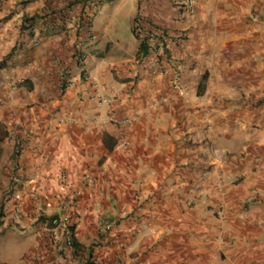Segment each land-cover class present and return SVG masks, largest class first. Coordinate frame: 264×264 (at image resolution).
<instances>
[{"label": "crops", "instance_id": "1", "mask_svg": "<svg viewBox=\"0 0 264 264\" xmlns=\"http://www.w3.org/2000/svg\"><path fill=\"white\" fill-rule=\"evenodd\" d=\"M66 1L0 0V242L27 250L0 263L264 264V0H130L136 49L103 0L84 74ZM142 13L179 81L139 56ZM66 212L73 248L49 221Z\"/></svg>", "mask_w": 264, "mask_h": 264}, {"label": "clouds", "instance_id": "2", "mask_svg": "<svg viewBox=\"0 0 264 264\" xmlns=\"http://www.w3.org/2000/svg\"><path fill=\"white\" fill-rule=\"evenodd\" d=\"M82 1L83 0H67L66 3H65V6H64V8L66 10V15H65V13L62 14L64 16V18H62V20L65 21V26L68 25V26L74 28L75 31H76V37L77 38H78V35H79V33H78L77 30L83 31V32H84V30H86V26H85L84 21H83V16L80 17V18H76V19L71 20L69 18L70 17L69 14L71 13L70 11H72V6L74 4L75 3H80ZM86 1L87 0H84L85 5L82 8L83 9V14H84V11H85L84 10L85 9V6L88 5V3ZM148 1L149 0H143V2H144V9H146V6L148 5ZM101 3L103 4V0H102ZM102 4H101V6H102ZM188 4H190L191 6L193 5L191 2L188 3ZM101 6L95 11V17L99 13V11L101 9ZM189 13L192 14V10ZM152 19H154V17L151 18L148 14L146 15V13L145 14L142 13L140 15V17L137 18L136 21H135V24H134V27H136V30L135 31H136V33H138L141 36V38H140L141 39V42H142V40H145L146 41L147 49H148V54H146V55H143L142 53L140 54V50H139V56L140 55L141 56L150 55V58H152L154 62L159 63L160 65H162V63L160 62V60L163 59V58H164L163 59L164 62H168V63L175 62L176 63L175 59L172 58V52H171V47H170V43L171 42L169 41L170 40L169 38L172 37L171 31L169 29L166 30V28H163V27H160V26H157V25H156L155 28H152V29H149L148 28V30H146L147 26H146V28H144L146 22H148L147 25H150L149 23H152L153 22ZM80 21H81V23H80ZM92 24H93V20H92ZM151 25H155V24H151ZM134 27H133V31H134ZM143 29H145V30H143ZM187 33H188V31H182L180 33H176L173 42H175L178 45H182V43H183L182 41L189 38L188 35H187ZM94 34H95V38L86 46V49H85L87 57H88V53H89L88 52V48L91 47V46H93L95 44V42H96V32H95V28H94ZM35 35H36V32L34 33L33 36H35ZM86 35H87V31H86ZM39 41H40L39 38L36 37L35 42L36 43L37 42L39 43ZM74 47H76V43H75V46ZM7 55H10V53L7 54ZM75 55H76V58H77L79 64L81 65V68H82L81 72H82V74H84L85 66L88 65V62L84 64L83 62H81L79 60V57L77 55L76 48H75ZM163 60H162V62H163ZM5 61H6V58L3 59L2 62L5 64ZM174 66H176V69L178 70V72H176V77L178 78V81H179L180 76H181V68H180L181 64H177L176 63V64H174ZM67 76H70V75L66 74L65 77H67ZM65 77L63 79V87H64V83L66 82V78ZM70 78H72V77H70ZM95 83L96 82L93 81V83H92L93 87H94ZM102 85H105V84H102ZM174 86L175 87L178 86V82ZM103 93L105 94L104 90H103ZM105 95H107V96H113L114 94H109V95L108 94H105ZM114 96L117 97V95H114ZM5 209H6V207H4V204L0 205V218H2L5 215V213H4ZM67 213L68 212L62 213V214H58L57 216H53V217H51L49 219V221H50V224L53 225V227L55 228L54 224H52V220L54 218L61 217V216L62 217L63 216H67L68 217V222H69L68 225H69V227H70V229L72 230V233H73V245L70 248H73L74 247V243H75V224H73V222H71L72 218Z\"/></svg>", "mask_w": 264, "mask_h": 264}, {"label": "built area", "instance_id": "3", "mask_svg": "<svg viewBox=\"0 0 264 264\" xmlns=\"http://www.w3.org/2000/svg\"><path fill=\"white\" fill-rule=\"evenodd\" d=\"M87 6H85V11L83 14V21L86 26V30L78 31L79 35L76 41V51L79 57V60L84 64L87 63L89 57L86 55V46L95 38L94 34V26L92 24V20L95 17V11L101 6L102 0H87ZM87 31V35H86ZM66 82L64 85L66 87H73L76 85V81L70 78V76L65 77ZM106 88L105 85L101 83H95L93 94L90 96V99L96 103V107L98 110H101L103 107H111L117 102L116 96H107L103 93V90ZM100 116V114H99ZM52 224H54L57 231H60L63 237L66 240L67 246L72 247L73 245V233L69 227L68 217L61 216L54 218L52 220Z\"/></svg>", "mask_w": 264, "mask_h": 264}, {"label": "rangeland", "instance_id": "4", "mask_svg": "<svg viewBox=\"0 0 264 264\" xmlns=\"http://www.w3.org/2000/svg\"><path fill=\"white\" fill-rule=\"evenodd\" d=\"M129 3H130V0H121L115 4V7H114L115 12L117 10H119V11L121 10V12L116 14V16L119 18L116 23L119 26H118V29L113 32V34L119 35L122 33V37H123L122 41L128 47L132 46L133 48L136 49L137 46L134 44L135 40H134L132 29H131L132 26L130 25V22H129V21H131V17H130L129 9L126 8V7H128ZM124 5H125V7H118V6H124ZM5 195H8V193ZM6 199H8V198H6ZM3 201H4V198H2V202ZM17 233L20 235L21 231H18ZM5 241H7V242H5ZM5 241L0 242V251H3V253L6 256H10V254H13L14 256L24 255L25 252H27V250L25 249V246L22 245L20 243V241L17 243L18 245L15 244L14 236L6 238ZM16 258H17V260L22 261V257H16Z\"/></svg>", "mask_w": 264, "mask_h": 264}, {"label": "trees", "instance_id": "5", "mask_svg": "<svg viewBox=\"0 0 264 264\" xmlns=\"http://www.w3.org/2000/svg\"><path fill=\"white\" fill-rule=\"evenodd\" d=\"M135 21H136V18H135ZM135 30H136V27H134V33H136ZM136 35H137V37L141 38V36L138 33H136ZM140 51H141V53L143 55L148 54L147 44H146V41L145 40H142V42H141ZM0 264H2V263H0ZM85 264H91V262L88 261Z\"/></svg>", "mask_w": 264, "mask_h": 264}]
</instances>
